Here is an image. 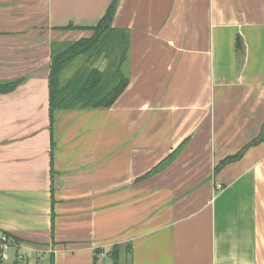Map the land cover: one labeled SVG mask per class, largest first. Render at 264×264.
<instances>
[{
	"label": "crops",
	"instance_id": "crops-1",
	"mask_svg": "<svg viewBox=\"0 0 264 264\" xmlns=\"http://www.w3.org/2000/svg\"><path fill=\"white\" fill-rule=\"evenodd\" d=\"M112 1L0 0V81L21 80L0 94L8 264H264V0H119L127 89L52 133L51 45Z\"/></svg>",
	"mask_w": 264,
	"mask_h": 264
},
{
	"label": "trees",
	"instance_id": "trees-1",
	"mask_svg": "<svg viewBox=\"0 0 264 264\" xmlns=\"http://www.w3.org/2000/svg\"><path fill=\"white\" fill-rule=\"evenodd\" d=\"M119 0H113L93 35L75 42H55L51 45V66L49 74V104L52 125L53 116L58 111L77 109L101 110L114 106L120 95L127 89L129 79L124 67L129 57L130 37L128 32L113 28ZM73 27V26H69ZM241 50V39L237 41ZM105 60L104 68L96 64ZM80 64L75 72L64 80V73L71 66ZM19 81H0V94L14 92ZM263 137L260 139L262 141ZM220 162V167L240 160L249 147ZM179 152V151H178ZM176 154L159 164L149 176L165 169ZM119 246L112 249L114 263L118 264L121 251Z\"/></svg>",
	"mask_w": 264,
	"mask_h": 264
},
{
	"label": "built area",
	"instance_id": "built-area-1",
	"mask_svg": "<svg viewBox=\"0 0 264 264\" xmlns=\"http://www.w3.org/2000/svg\"><path fill=\"white\" fill-rule=\"evenodd\" d=\"M18 244L8 234L0 230V264H8L13 256V251L18 249ZM17 260L19 263H24L26 260L24 255H18Z\"/></svg>",
	"mask_w": 264,
	"mask_h": 264
},
{
	"label": "rangeland",
	"instance_id": "rangeland-1",
	"mask_svg": "<svg viewBox=\"0 0 264 264\" xmlns=\"http://www.w3.org/2000/svg\"><path fill=\"white\" fill-rule=\"evenodd\" d=\"M80 64L76 63L75 66L71 65L67 70L66 72L64 73V80H68V78L75 72V69H77L79 67ZM49 83V79L47 81V85ZM37 91H40L39 89ZM36 91V92H37ZM39 94V93H38ZM57 112H55L54 116H53V121L55 120V116H56ZM31 114H29L28 116H30ZM50 112H49V121H50V129H51V132L53 133V127H54V124H55V121L52 125V121H51V117H50ZM36 117H40L41 118V114H40V110H39V107H36L34 106L33 108V112H32V120L36 119ZM13 260V259H12ZM11 260V261H12Z\"/></svg>",
	"mask_w": 264,
	"mask_h": 264
}]
</instances>
